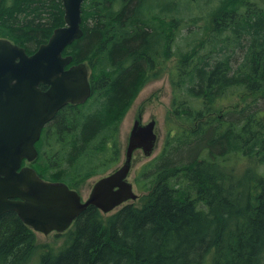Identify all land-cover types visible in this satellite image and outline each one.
Masks as SVG:
<instances>
[{
  "label": "trees",
  "instance_id": "trees-1",
  "mask_svg": "<svg viewBox=\"0 0 264 264\" xmlns=\"http://www.w3.org/2000/svg\"><path fill=\"white\" fill-rule=\"evenodd\" d=\"M201 1H83L82 36L63 54L88 65L93 93L83 104L64 106L42 131L30 164L39 177L78 191L88 178L113 170L123 115L174 55L181 59L170 81L185 83V94L202 106L185 110L194 119L230 86L262 92L264 99V0H219L210 14L209 51L191 55L200 43L174 53L178 33ZM63 25L61 0H0V38L28 54ZM211 122H199L189 135L170 134L162 153L141 167L135 178L146 192L140 206L126 204L108 216L88 206L65 242L39 251L37 264H264V173L252 164V186L246 173L224 176L217 165L264 160V110L249 104ZM253 187L260 189L255 199ZM37 247L35 233L15 212L0 216V264H25Z\"/></svg>",
  "mask_w": 264,
  "mask_h": 264
},
{
  "label": "water",
  "instance_id": "water-1",
  "mask_svg": "<svg viewBox=\"0 0 264 264\" xmlns=\"http://www.w3.org/2000/svg\"><path fill=\"white\" fill-rule=\"evenodd\" d=\"M64 25L31 54L0 38V216L15 212L33 232L63 233L88 206L107 214L137 199L128 175L133 154L149 157L157 145L155 121L136 120L128 135L122 163L98 178L85 201L63 182L42 179L22 162L37 157L42 128L64 106L84 103L91 95L85 63L70 64L63 51L82 36L84 0H61ZM46 86V88H42Z\"/></svg>",
  "mask_w": 264,
  "mask_h": 264
},
{
  "label": "rangeland",
  "instance_id": "rangeland-1",
  "mask_svg": "<svg viewBox=\"0 0 264 264\" xmlns=\"http://www.w3.org/2000/svg\"><path fill=\"white\" fill-rule=\"evenodd\" d=\"M217 2H219V0H210V3L208 0H202L200 4L195 7V11L193 12L194 15L192 16L193 19L190 21L187 20V25H189V27L178 33L175 45L173 46L174 53L179 51L182 54L189 53L188 50L191 45L198 46L200 43H202V48H200L197 53H191V55L198 57L209 51L210 35L208 33H210V14L217 6ZM261 5L264 6V4ZM63 55L68 54L64 52ZM240 55V52L234 54V60L232 61L234 67L238 64ZM180 59L181 58L177 57L176 55L172 56L164 66L165 72L162 73L160 77L152 79L142 86L133 102L123 115L122 120L120 121L117 132V140L119 142L121 156L119 163L113 169L117 168L124 159V149L127 144L128 135L131 127L133 126L134 119L137 118L139 113H141V120L144 124L150 121L152 118L155 120L156 124L154 131L158 138L156 148L149 157L144 156L141 150H137L133 154L132 167L128 175V182L132 183L133 191L137 195V199L130 201L127 204L140 206L141 197L146 194V192L140 191L135 183V178L141 167L148 162L153 161L160 153H162L165 141L170 134L181 135V131L191 129L193 125V120L186 119L188 121L187 122L183 121L180 116L178 118L175 117L173 112L175 104L178 101L182 104L180 107L181 113L185 112L184 110L194 113L200 108L199 103L193 97L185 94V83L174 86L170 81L172 66L177 64ZM193 63L195 62L193 61ZM181 78L182 76L180 77V81ZM262 94V92L251 93V91L245 90L244 86H230L226 89L225 94L216 99L212 106L208 105L207 109L212 113L214 118L218 117L219 115L223 116L224 114L231 112L232 109L238 110L248 106L249 104L260 105L262 110H264V99H262ZM230 107L232 108L231 110L228 109ZM227 117L230 118L231 115ZM228 158L233 159L232 156H229L223 160ZM248 159L251 160L252 163L246 159H243L242 157L238 159L237 163L233 161L236 160V158H234L232 161H226L222 165H217L220 171L224 170V176H228L229 174L234 175L246 173L248 175V179L251 177L250 184L255 186L256 181L254 180V168L252 164L258 163L257 172L263 174L264 160L258 157ZM215 163H218L217 160L215 158H211L209 166H215ZM26 164L28 163L26 162L25 165ZM99 177L100 176L90 177L84 183H82L79 188H77V190L81 193L82 201L87 199L94 182ZM259 191L260 189L257 190L255 187H253V190L250 193L251 199H255ZM122 206H120V208ZM118 210L119 208H116L112 212L102 214L103 216H108ZM70 229L63 233L51 232L47 235L34 232L38 247L36 249V253L25 264H37V254L39 251L45 246H51L54 248L58 247L67 240V232Z\"/></svg>",
  "mask_w": 264,
  "mask_h": 264
},
{
  "label": "flooded vegetation",
  "instance_id": "flooded-vegetation-1",
  "mask_svg": "<svg viewBox=\"0 0 264 264\" xmlns=\"http://www.w3.org/2000/svg\"><path fill=\"white\" fill-rule=\"evenodd\" d=\"M89 82H90V87H91V95H92V93H93V89H92V85H91V80H90V75H89ZM91 95H90V97H91ZM89 97V98H90ZM89 98L87 99V101L89 100ZM68 105H70V104H68ZM78 105V104H77ZM181 103L179 104V108H178V110H179V116L181 117V119L183 120V121H187L186 119H190V120H193V125H192V127H191V129H187V130H183V131H181V136L183 135H189V134H191V133H193V132H195L196 130H198V127H199V122H207V123H212L211 122V120L213 121L215 118H214V116L212 115V113L210 112V111H207L208 109H207V106L206 107H204V110L206 111H202L201 112V114H200V116H201V119H198L197 117H196V119H194V117L193 116H189L188 115V113H186V111L185 112H180V107H181ZM200 109H202V106H200V108L199 109H197V111H200ZM229 110H231L232 108L230 107V108H228ZM61 110V109H60ZM189 117V118H188ZM219 118L221 117V115H219L218 116ZM141 118H142V116H141V113H139L138 114V116H137V118H135L134 119V122L136 121V120H139L140 121V123L141 124H144V123H142V120H141ZM231 118V117H230ZM229 118V119H230ZM153 119V118H152ZM152 119H150V121L152 120ZM53 120V119H52ZM51 120V121H52ZM50 121V122H51ZM133 122V123H134ZM149 122V121H148ZM188 122V121H187ZM146 124V123H145ZM209 127H210V125H209ZM45 128V127H44ZM44 128L42 129V131L44 130ZM36 150H37V148H36ZM204 150V153L206 154V151H205V149H203ZM202 150V151H203ZM37 153H38V150H37ZM79 194L81 195V193L79 192ZM82 197V196H81Z\"/></svg>",
  "mask_w": 264,
  "mask_h": 264
}]
</instances>
